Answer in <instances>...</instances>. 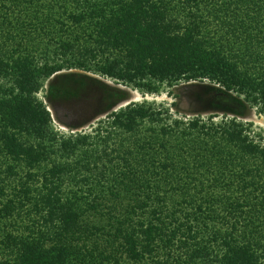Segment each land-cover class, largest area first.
<instances>
[{"label":"trees","instance_id":"trees-1","mask_svg":"<svg viewBox=\"0 0 264 264\" xmlns=\"http://www.w3.org/2000/svg\"><path fill=\"white\" fill-rule=\"evenodd\" d=\"M74 71L147 95L200 83L223 118L115 110V90L106 121L65 136L39 94L74 98ZM250 110L264 0H0V264H264Z\"/></svg>","mask_w":264,"mask_h":264},{"label":"rangeland","instance_id":"rangeland-1","mask_svg":"<svg viewBox=\"0 0 264 264\" xmlns=\"http://www.w3.org/2000/svg\"><path fill=\"white\" fill-rule=\"evenodd\" d=\"M74 73L79 77L74 79L82 81L80 83L72 82L69 85L72 88L71 92L75 94L74 98L45 100V93L51 80L44 84L43 90L39 94V98L45 102L52 115V126L65 136L73 133H89L100 122L106 121L107 110L111 103H115L112 94L119 92L126 93L129 99L113 106L112 109L115 110L124 108L128 103H147L153 107L168 109L173 118L182 121H188L198 115L204 121L209 115L214 114H218V117L214 118L215 122L221 121L223 118L222 112L209 108L207 101L199 99L198 96H202L203 93V85L200 83H180L173 88L163 87L159 95H147L124 85L115 84L107 78L89 73L82 74L78 71H74ZM168 91H172L176 97L167 94ZM173 104H176V107H173ZM247 117L244 122L249 125L250 136L255 139L264 138V117L256 114L255 110L248 111Z\"/></svg>","mask_w":264,"mask_h":264}]
</instances>
